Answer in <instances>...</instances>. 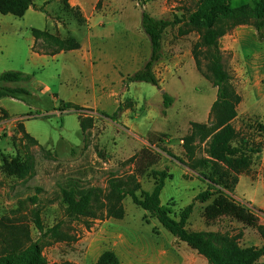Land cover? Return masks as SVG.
<instances>
[{
    "label": "rangeland",
    "instance_id": "1",
    "mask_svg": "<svg viewBox=\"0 0 264 264\" xmlns=\"http://www.w3.org/2000/svg\"><path fill=\"white\" fill-rule=\"evenodd\" d=\"M33 1L43 11L36 8L23 18L0 14V75L20 71L31 76L26 82H0V87L29 92L19 100L0 101V220H22L30 226L34 241L40 237L32 223L34 210H40L46 228L63 221L62 230L73 241L44 239L43 255L50 264H95L116 241L125 245V255L134 248L150 255L160 247L172 246L174 251L189 253L186 258L191 262L194 257L196 264H209L187 244L178 242L156 219L147 217L130 197L122 203L123 219L107 215L110 181L132 174L134 165L127 161L142 148L151 147L149 133L165 134L162 146L187 161L182 139L190 134L191 123L210 126L217 88L205 69L199 72L195 65L192 47L198 39L196 34L180 37L178 27L167 30L163 57L155 67L159 88L127 82L151 54L150 41L141 29L142 4L153 17L172 20L174 14L183 13L179 10L183 0H98L95 19L82 14L83 22L75 13L76 7L66 10L63 0ZM90 1L86 4L88 11ZM253 5L254 0L231 2L232 8ZM32 28L46 30L68 44L78 42L81 50L54 57L34 56ZM56 47L52 39L41 37L36 49ZM222 51L230 86L241 97L233 122L240 137L233 146L244 153L260 148L263 152L247 153L250 167L239 175L233 191L215 186L214 196L207 203H196L187 228L240 235L241 247H261L263 240L255 229L228 218L212 223L203 218L204 209L219 189L254 212L264 225V32L250 41L242 55L247 60V56L258 54V60L252 59L256 73L247 64L242 77L238 71L245 62L232 52ZM165 95L173 98L169 108L164 105ZM63 102L76 104L81 110H64ZM119 107L122 110L117 121L111 120L109 116ZM203 134L198 132L197 136L198 158L206 157L210 141L203 140ZM161 154V161L139 178L140 184L144 191L151 192L155 174L167 170L173 178L166 181L160 200L162 206L179 214L209 188L210 182L166 153ZM12 162L25 164L30 171L22 176L10 167ZM71 184L77 185L78 193L94 191L91 211L97 219L72 221L66 217L63 190ZM85 222L91 224L90 229ZM257 264H264V257Z\"/></svg>",
    "mask_w": 264,
    "mask_h": 264
},
{
    "label": "trees",
    "instance_id": "2",
    "mask_svg": "<svg viewBox=\"0 0 264 264\" xmlns=\"http://www.w3.org/2000/svg\"><path fill=\"white\" fill-rule=\"evenodd\" d=\"M64 8L72 10L68 0H63ZM232 0H183L181 16L174 14L173 19H158L144 9L142 4L141 29L148 37L151 44V54L144 67L127 78L128 83H149L159 88L160 82L155 74L156 65L163 57L164 36L169 28L178 27V35L186 37L196 34L198 39L192 47V56L199 72L203 69L210 75L213 85L217 88V98L210 111V126L203 123H191V132L185 136L183 148L187 161L175 156L170 150L163 147L165 134L149 133L147 140L151 147L142 148L127 162L134 165V171L125 179L110 181L111 197L108 217L123 219L125 210L122 205L124 199L130 197L132 202L143 209L149 218L156 219L178 242L187 244L198 255L203 256L209 264H257L264 257V225L258 216L246 207L235 202L228 194L217 190V197L207 205L203 211L206 222L228 218L237 223L255 229L263 240L261 247L240 246V235L211 231H190L187 226L196 203H207L214 194L212 189L218 186L222 189L233 191L238 183V177L250 167L248 152L261 154L262 148L241 151L233 146L238 142L239 133L233 126L238 117L237 106L241 97L230 86L231 78L225 69L224 52L221 50V40L231 34L240 26H251L259 35L264 32V0H254L253 7L241 6L232 8ZM35 8L33 0H0V14L23 18L26 13ZM43 11V9H38ZM75 13L80 21H84L79 8ZM35 39L34 53L44 56H57L61 53L78 51L81 44L78 42L66 43L57 35H50L46 30L33 29ZM50 38L57 46L54 49H36L39 38ZM31 79L20 71H9L0 75V82L20 83ZM29 95L23 88L0 87V101L5 98L22 99ZM173 98L164 96L165 108L171 107ZM64 110H81L80 106L73 103H62ZM121 107L109 118L117 121ZM264 130V129H263ZM198 132H204L203 140L210 139L207 144L206 157H197ZM186 165L190 170L199 172L204 179L210 182L207 190L199 193L194 201L185 207L179 214H174L169 206H162L160 196L167 180L172 179V174L167 170L155 174V186L151 192L144 191L139 178L146 173L162 158L159 151ZM10 167L24 176L30 168L25 164L12 162ZM202 170V174L201 171ZM210 174H207L209 173ZM76 184H71L63 190L65 215L72 221H85L88 218L97 219L91 211L95 193L93 190H83L80 193ZM107 207V208H108ZM103 219V218H101ZM35 229L40 237L37 241L32 238L30 226L22 220L14 221L10 218L0 220V264H50L43 255V240L53 242L73 241L63 230L64 222L46 228L39 209L33 211ZM87 229L91 224L85 222ZM96 264H121L115 252L107 250L98 258Z\"/></svg>",
    "mask_w": 264,
    "mask_h": 264
},
{
    "label": "crops",
    "instance_id": "3",
    "mask_svg": "<svg viewBox=\"0 0 264 264\" xmlns=\"http://www.w3.org/2000/svg\"><path fill=\"white\" fill-rule=\"evenodd\" d=\"M90 0H68L69 4L72 7L79 8L81 13L84 14L86 18H88V14L91 15L92 19L94 18V13L93 11H96V2L98 0H91L90 5L91 8L90 10H86V4ZM35 8L40 9L39 6H37L36 3ZM35 10L34 8H31L26 15L32 11ZM26 15L24 17H26ZM35 28L31 29V35H32V30ZM39 30V29H38ZM256 29L251 26H240L236 28L231 34L225 36L222 38L221 43L223 44V48H221L224 51L232 52L235 57L239 56L241 60L244 63V67H242L241 70L238 71V73H241V76L243 77L244 74L247 72V64L249 65L250 69L256 73V67H254V62L252 59L258 60V54L253 53L251 56H247V60L242 58L243 52L247 51L250 41L253 40L258 34ZM35 45V39L32 35V41H31V51L34 56H44V55H39L37 53H34L33 47ZM81 50V49H80ZM250 59V64L248 63V60ZM252 72V73H253ZM264 95V94H263ZM110 241H113L110 238ZM124 244H121L120 242H115L114 243V248L111 250L116 253L118 256L120 263L121 264H196L195 261L197 258L193 257V261L191 262L189 258H186V256L189 255V253H182L178 251H174L173 247H160L156 250H154L150 255H148L144 250L141 249H132V252H129L127 255H125L124 252ZM129 248V247H126ZM129 250H131L129 248ZM103 253V252H102ZM101 255V254H100ZM100 257V256H99ZM98 257V258H99ZM98 260V259H97ZM97 262V261H96ZM96 264V263H95ZM203 264V262H201Z\"/></svg>",
    "mask_w": 264,
    "mask_h": 264
},
{
    "label": "water",
    "instance_id": "4",
    "mask_svg": "<svg viewBox=\"0 0 264 264\" xmlns=\"http://www.w3.org/2000/svg\"><path fill=\"white\" fill-rule=\"evenodd\" d=\"M165 93V91L164 90H162V94H164Z\"/></svg>",
    "mask_w": 264,
    "mask_h": 264
}]
</instances>
